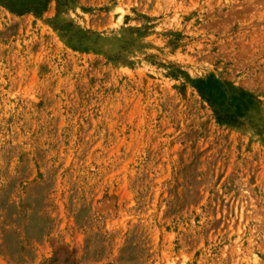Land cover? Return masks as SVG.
<instances>
[{
  "label": "rangeland",
  "instance_id": "1",
  "mask_svg": "<svg viewBox=\"0 0 264 264\" xmlns=\"http://www.w3.org/2000/svg\"><path fill=\"white\" fill-rule=\"evenodd\" d=\"M0 264H264V0H0Z\"/></svg>",
  "mask_w": 264,
  "mask_h": 264
}]
</instances>
